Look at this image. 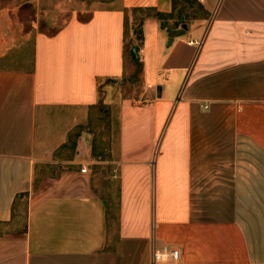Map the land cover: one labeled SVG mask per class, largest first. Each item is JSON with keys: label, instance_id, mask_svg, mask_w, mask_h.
<instances>
[{"label": "crops", "instance_id": "obj_1", "mask_svg": "<svg viewBox=\"0 0 264 264\" xmlns=\"http://www.w3.org/2000/svg\"><path fill=\"white\" fill-rule=\"evenodd\" d=\"M55 1L70 12L52 33L18 13L40 0L0 10V264H150L163 247L178 257L162 264H264V0H196L170 45L182 25L134 10L172 0ZM136 22L142 95L105 98L97 140L90 111L135 67Z\"/></svg>", "mask_w": 264, "mask_h": 264}, {"label": "rangeland", "instance_id": "obj_2", "mask_svg": "<svg viewBox=\"0 0 264 264\" xmlns=\"http://www.w3.org/2000/svg\"><path fill=\"white\" fill-rule=\"evenodd\" d=\"M27 0H0V10L7 9V14L9 16H12L16 10H13L23 2ZM32 3H36L32 2ZM34 4H27L22 9L18 10V13H22L21 11H24V18H29V21H35L36 28L40 31L52 33L57 28V23H61L63 19L66 18L67 14L70 12L68 8V4H64L61 2H56L55 0H40L39 9L36 10ZM39 11V12H38ZM187 12L189 10H186ZM13 13V14H11ZM38 14V15H37ZM190 14V13H188ZM21 15V14H20ZM143 15V14H140ZM198 15V14H197ZM87 14H82L79 17L85 18ZM23 17V16H22ZM12 18H14L12 16ZM56 18V19H55ZM189 19H186L187 22L190 21L191 14L188 15ZM51 20L52 24L47 23ZM181 19L180 21H182ZM179 23L176 19L166 21L167 24H175ZM15 23L12 22V27L10 28L9 34L14 32ZM138 28L137 22L131 23L127 25V31H126V68L129 67V65H132V59H131V41L132 37L135 38V44L137 45L139 35H135V30ZM31 41H28V43L25 44V51L22 53L25 57V60L28 61L29 53L31 50ZM26 63V62H25ZM11 63L4 60H0V67H7L10 66ZM12 65V64H11ZM15 65V64H14ZM128 65V66H127ZM136 67L131 69H128L126 74L122 79H119L117 81H114L113 83H107V87H104L103 89H100V97L102 98L100 100V103L93 107L90 113L94 115V118L92 121H90L87 126L90 132L94 134V137L98 140L97 136L103 137L107 134V122H106V111L107 106L104 105V100L107 97H118V98H125V97H133L135 99H139L142 95V85L140 83V74L136 73ZM110 91V92H108ZM92 173L98 175L100 173V165L93 166ZM20 220L22 221V215ZM23 222V221H22ZM21 222V223H22Z\"/></svg>", "mask_w": 264, "mask_h": 264}, {"label": "trees", "instance_id": "obj_3", "mask_svg": "<svg viewBox=\"0 0 264 264\" xmlns=\"http://www.w3.org/2000/svg\"><path fill=\"white\" fill-rule=\"evenodd\" d=\"M186 10H189L188 12ZM140 12V14H143V16H153L157 19H162V20H174L176 19L177 22L179 21V23H176V26H180V25H185V23L187 22L186 19L188 15L191 14V17H197V16H204L205 11L203 10L202 6L196 2V0H172V12L169 14H163V13H159L157 11H153L151 9H138V10H134V12ZM190 13V14H188ZM198 14V15H197ZM190 18V19H192ZM181 19H183L182 21H180ZM135 67H136V73H139L140 71V62L135 63Z\"/></svg>", "mask_w": 264, "mask_h": 264}, {"label": "built area", "instance_id": "obj_4", "mask_svg": "<svg viewBox=\"0 0 264 264\" xmlns=\"http://www.w3.org/2000/svg\"><path fill=\"white\" fill-rule=\"evenodd\" d=\"M80 172H86V168H81ZM178 251L174 249H168L163 247L160 250L152 248L151 250V257H150V264H162L167 261L169 258L177 259Z\"/></svg>", "mask_w": 264, "mask_h": 264}, {"label": "water", "instance_id": "obj_5", "mask_svg": "<svg viewBox=\"0 0 264 264\" xmlns=\"http://www.w3.org/2000/svg\"><path fill=\"white\" fill-rule=\"evenodd\" d=\"M161 28L163 29L164 26H162ZM185 29H186V25H183L181 28L176 29V30L166 29L167 37H168V45L171 44L173 38L182 35L184 33ZM138 32H140V31H138ZM137 51H138V46L132 47L131 55H132L133 60H134L135 63L139 62V57H138ZM159 95H160V88L158 87L157 88V96H159Z\"/></svg>", "mask_w": 264, "mask_h": 264}]
</instances>
